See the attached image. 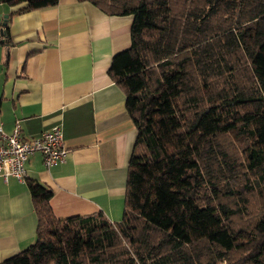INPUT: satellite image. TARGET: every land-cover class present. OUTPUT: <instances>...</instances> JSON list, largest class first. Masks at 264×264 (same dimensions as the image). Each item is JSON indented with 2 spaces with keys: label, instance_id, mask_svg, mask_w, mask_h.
<instances>
[{
  "label": "trees",
  "instance_id": "16d2710c",
  "mask_svg": "<svg viewBox=\"0 0 264 264\" xmlns=\"http://www.w3.org/2000/svg\"><path fill=\"white\" fill-rule=\"evenodd\" d=\"M87 1L132 15L108 69L137 130L122 218L58 217L26 177L35 240L0 264H264V0Z\"/></svg>",
  "mask_w": 264,
  "mask_h": 264
},
{
  "label": "crops",
  "instance_id": "0c3cea01",
  "mask_svg": "<svg viewBox=\"0 0 264 264\" xmlns=\"http://www.w3.org/2000/svg\"><path fill=\"white\" fill-rule=\"evenodd\" d=\"M0 2V127L18 121L27 137L59 125L66 159L45 166L28 156L26 177L52 190L58 217L123 212L127 165L137 135L124 89L109 75L114 53L131 44V14H108L90 1L58 0L22 13ZM37 216L26 181L0 176V261L34 242Z\"/></svg>",
  "mask_w": 264,
  "mask_h": 264
},
{
  "label": "built area",
  "instance_id": "2783aa9c",
  "mask_svg": "<svg viewBox=\"0 0 264 264\" xmlns=\"http://www.w3.org/2000/svg\"><path fill=\"white\" fill-rule=\"evenodd\" d=\"M34 152L41 154L45 166L65 161L68 149L59 125L35 137L23 135L18 121L9 133L0 127V176L5 180L8 176H14L24 182L27 175L25 163Z\"/></svg>",
  "mask_w": 264,
  "mask_h": 264
},
{
  "label": "water",
  "instance_id": "95a60500",
  "mask_svg": "<svg viewBox=\"0 0 264 264\" xmlns=\"http://www.w3.org/2000/svg\"><path fill=\"white\" fill-rule=\"evenodd\" d=\"M7 16H8L7 14L4 15V23H5V20H6ZM0 33H2V29H0Z\"/></svg>",
  "mask_w": 264,
  "mask_h": 264
},
{
  "label": "rangeland",
  "instance_id": "374dc122",
  "mask_svg": "<svg viewBox=\"0 0 264 264\" xmlns=\"http://www.w3.org/2000/svg\"><path fill=\"white\" fill-rule=\"evenodd\" d=\"M122 218V214H121V216L119 217V219H117V220H120Z\"/></svg>",
  "mask_w": 264,
  "mask_h": 264
}]
</instances>
